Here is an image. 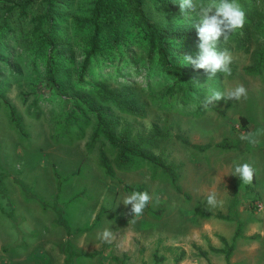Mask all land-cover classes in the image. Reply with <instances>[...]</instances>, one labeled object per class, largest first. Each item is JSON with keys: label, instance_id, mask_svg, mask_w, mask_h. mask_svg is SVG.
Instances as JSON below:
<instances>
[{"label": "rangeland", "instance_id": "obj_1", "mask_svg": "<svg viewBox=\"0 0 264 264\" xmlns=\"http://www.w3.org/2000/svg\"><path fill=\"white\" fill-rule=\"evenodd\" d=\"M117 1L121 10L112 24L103 25L100 51L87 63L85 80L73 83L89 87L87 83L103 82L111 88L125 84L124 92H130L127 98L141 106L142 115L126 111L115 101L100 106L89 95L77 104L72 73H66L83 59L91 29L86 22L78 25L77 19L86 20L91 0L58 4L60 15L44 24L51 36L66 44L65 59L74 63L56 68L59 90L44 77L43 57L37 54L44 49L41 39L30 34V17L42 4L34 0L29 12L21 15L18 7H8L10 0H0V264H264V0H237L245 18L249 16L245 21L250 35L244 42L235 31L227 42L222 38L219 48L232 56L231 73L217 72L209 78L199 71L193 80L195 86H204V101L210 90L225 92L237 85L247 89V97L221 99L207 107L204 101L199 107L165 92L167 79L156 65L137 69L126 58L118 64L113 61L112 35L120 33L136 47L133 57L137 46L141 51L145 44L140 41L142 30L132 0ZM147 9L154 18L194 26L152 3ZM198 43L199 39L188 52L194 58ZM256 64L258 71L244 69ZM5 98L19 127L10 119ZM95 109L114 122L115 134L128 126L138 150L165 163H180L175 167L180 190L148 157L132 154L118 167L115 149L105 134L98 130L92 141ZM248 133L256 135L255 145L241 141V134ZM225 138L227 146L215 145ZM191 143L210 145L200 149ZM101 154L113 174L106 171ZM234 162L252 166L250 184L231 174ZM122 182L143 185L152 197L138 218L130 213L131 205L122 201L133 192L124 191ZM213 191L216 207L207 204ZM218 211L232 218L215 216ZM237 221L242 223L241 234L228 263L210 245L223 246L220 236L230 242ZM105 229L112 233L109 242L98 238ZM193 243L206 249V254ZM181 249L184 254L175 260ZM155 252L164 258L155 262Z\"/></svg>", "mask_w": 264, "mask_h": 264}, {"label": "trees", "instance_id": "obj_2", "mask_svg": "<svg viewBox=\"0 0 264 264\" xmlns=\"http://www.w3.org/2000/svg\"><path fill=\"white\" fill-rule=\"evenodd\" d=\"M247 1V0H245ZM42 4V7H36L39 9L36 14L32 15L30 18L33 22V25L30 29V34L37 36L41 39V45L44 46L43 50H38L39 55L43 57L44 61V77L47 80L48 85L54 89H61V81L57 77L60 72H57V69L63 63H69L73 65L70 60L65 59L66 54V44L61 40H57L55 36L49 34V29L44 27L46 23H53L54 17L60 15V8L58 4H67L69 0H39ZM91 6L89 7L88 15H86V20L77 19V24L80 25L83 22H86L91 29L87 39L86 47L83 50V59L78 64V66L73 70L75 72L67 71L66 74L72 76V87L77 97V104L84 99L86 95L92 96L95 98L96 104L104 106L107 103L116 102L126 111L133 113L135 115H142L143 110L140 105H137L134 101L127 98L130 95V92H124L123 87L125 84H121L116 88H111L103 82H94L91 86L87 83L86 87L73 83V82H82L85 80L84 71L87 63L94 58V56L100 51V39L103 32V25H110L114 22V15L118 14L121 10L117 5V0H91ZM133 6L132 11L137 20V25L142 30V38L140 41L145 40L144 48L140 51L138 47L137 57L132 56V51L136 53V47L132 43H127V40L122 39L120 33H116L113 37V61L117 64L124 62V58L128 59L133 65V68L143 66L144 64L147 67L156 65L158 70L165 75L167 79V87L165 92L176 93L182 97L183 100H190L192 102H197V105L200 107V103L204 100H201L204 86L203 85H194L193 80L194 76L199 71H204V69H195L192 65L182 64V61L179 60L183 55L188 54L190 50V45L196 42L199 37L197 34V29L192 27H186L180 21V23L174 24L173 22H166L161 18H154L148 11V3H152L153 6L161 8L165 12L176 16L177 18L184 21L187 20L185 17H181L180 7L178 5V0H132ZM34 3V0H10L8 7L12 9L13 7H18V13L25 15L29 12L30 6ZM242 9V8H241ZM243 11V9H242ZM244 12V11H243ZM76 18L77 15H75ZM247 15L245 19H248ZM240 36V40L243 42L249 38L250 35V26L247 21H245L242 28L235 31ZM29 45V44H27ZM124 46V47H121ZM33 52V47H31ZM36 50V49H35ZM130 65V64H128ZM122 71V66L118 67ZM246 71H258L260 65L256 64L254 66H245ZM66 69L62 70L65 71ZM61 71V72H62ZM71 80V77L69 78ZM60 81V82H59ZM84 94V95H83ZM6 99V98H5ZM7 105L9 106L10 119L14 122L16 126H20L19 120L15 114L14 108L11 103L6 99ZM94 109V107H92ZM96 111V128L93 131L92 141L97 135L98 130L105 134V138L112 144L114 147V163L118 167L124 166V164L130 158L132 154H139L143 157H148L150 160L156 162L160 167H162L169 175L170 181L173 186L180 190L179 185L176 183L177 173L175 167L179 166L180 163L168 162L165 163L154 156L148 155L142 149L138 150V143H133L130 138L129 127H121L117 134H115V125L109 118L105 117L102 111L95 109ZM240 120L242 126L246 124L245 116L241 115ZM185 143H190L186 137L181 135H176ZM228 138L223 139L215 143L217 146H227ZM192 146L197 148H205L210 145V143H191ZM101 162L105 166L106 171L110 174H113L112 167L109 165L108 160L105 155L101 154ZM122 189L124 191H142L144 192L143 185H134L127 182H122ZM208 214L209 212L206 211ZM98 215L96 214V217ZM215 216L222 218H232L230 214H223L221 212H216ZM241 221H237V225L234 229V232L231 236V241L227 242L224 236H220V239L224 242L223 246H214L210 245V248L213 251L222 252L225 260L229 263V255L234 249L235 240L241 234ZM193 246L196 247L199 252L203 255L206 254V249L202 248L200 245L193 243ZM89 253V252H88ZM184 254V250L179 251V255L175 257V260H179ZM164 258L162 255H157L154 253L155 262Z\"/></svg>", "mask_w": 264, "mask_h": 264}, {"label": "clouds", "instance_id": "obj_3", "mask_svg": "<svg viewBox=\"0 0 264 264\" xmlns=\"http://www.w3.org/2000/svg\"><path fill=\"white\" fill-rule=\"evenodd\" d=\"M181 13L185 18L194 22L199 37L198 53L195 58L190 54L183 55L182 64L192 65L195 69H204L209 78L215 77L217 72L230 74L232 56L227 49L221 50L219 44L223 38L227 42L230 35L243 27L245 14L237 0H178ZM247 97V89L243 85H237L225 92L210 90L205 97L204 107L219 102L221 99L240 100ZM241 141H247L255 145L257 137L253 133L241 134ZM235 174L244 184H250L253 180V168L248 163H235ZM152 197L146 192L133 191L122 200L125 206L131 205L130 213L134 218L140 217ZM207 204L216 207L218 204L216 192L207 195ZM133 218V219H134ZM112 233L105 229L98 238L109 242Z\"/></svg>", "mask_w": 264, "mask_h": 264}]
</instances>
